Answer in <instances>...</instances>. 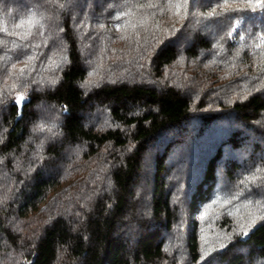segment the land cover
I'll use <instances>...</instances> for the list:
<instances>
[{
    "label": "trees",
    "instance_id": "obj_1",
    "mask_svg": "<svg viewBox=\"0 0 264 264\" xmlns=\"http://www.w3.org/2000/svg\"><path fill=\"white\" fill-rule=\"evenodd\" d=\"M0 264H264V0H0Z\"/></svg>",
    "mask_w": 264,
    "mask_h": 264
},
{
    "label": "water",
    "instance_id": "obj_2",
    "mask_svg": "<svg viewBox=\"0 0 264 264\" xmlns=\"http://www.w3.org/2000/svg\"><path fill=\"white\" fill-rule=\"evenodd\" d=\"M29 102V99L18 98L16 101L18 107V115L15 119V124L21 119L24 106ZM254 230V229H253Z\"/></svg>",
    "mask_w": 264,
    "mask_h": 264
},
{
    "label": "snow or ice",
    "instance_id": "obj_3",
    "mask_svg": "<svg viewBox=\"0 0 264 264\" xmlns=\"http://www.w3.org/2000/svg\"><path fill=\"white\" fill-rule=\"evenodd\" d=\"M258 6H259V5H258ZM29 23H33V22H32V21H29ZM21 99H22V97H21ZM244 234L247 235V232H245Z\"/></svg>",
    "mask_w": 264,
    "mask_h": 264
}]
</instances>
